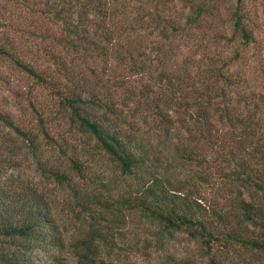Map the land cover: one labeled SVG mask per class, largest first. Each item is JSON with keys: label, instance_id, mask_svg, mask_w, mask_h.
<instances>
[{"label": "trees", "instance_id": "1", "mask_svg": "<svg viewBox=\"0 0 264 264\" xmlns=\"http://www.w3.org/2000/svg\"><path fill=\"white\" fill-rule=\"evenodd\" d=\"M221 2L0 0V57L32 79L31 86L13 91L25 97L23 108L33 114L32 119L19 117L0 105V264H59L52 252L63 239L48 195L14 173L31 159L41 172L73 187L70 175L54 169L46 156L58 142L54 124L58 135L72 133L82 150L105 154L136 180L133 193L120 194L122 204L164 231L186 232L211 252L214 262L239 245L264 252L263 151L261 167L239 154L242 143L224 151L230 154L225 160L234 162L229 176L241 180L242 187L253 186L258 198L246 199L236 188L233 197L203 200L197 184L178 186L161 171L163 144L173 154L207 163L205 154L185 141L202 137L213 148L219 106L233 126L253 120L257 110L247 77L233 67L238 46L231 55H206L202 61L206 38L198 41L196 35L212 31L217 21L230 23L231 35L217 32L228 42L237 39L245 46L256 39L258 23L245 1L233 0L224 9ZM184 48L189 53L179 57ZM3 74L0 79L9 84ZM33 84L46 90L45 99L32 91ZM118 88L126 91L125 99L115 96ZM233 93L241 108L243 101L256 108L248 107L247 114L238 106L229 108ZM154 134L158 146L151 142ZM62 140L63 145L71 142ZM69 160L84 177L82 160ZM81 255L85 264H93L87 252Z\"/></svg>", "mask_w": 264, "mask_h": 264}, {"label": "rangeland", "instance_id": "2", "mask_svg": "<svg viewBox=\"0 0 264 264\" xmlns=\"http://www.w3.org/2000/svg\"><path fill=\"white\" fill-rule=\"evenodd\" d=\"M231 1L233 0H222L220 8L224 9L225 4ZM244 1L258 23L256 39L253 42L240 46L237 39L228 42L227 38L219 37L217 35L219 30L231 35L229 22L223 24L217 21L212 31L208 28L196 36L198 41L203 40L202 36L206 38V48L200 53L202 61H206V55L213 54L217 59L231 55L238 46L240 57L233 67L239 74L247 77L250 90L256 94L258 107L253 120H244L243 123L239 125L236 123L233 126L219 106L213 116V123L217 128L213 148L207 146L202 137H199L197 142L185 141L189 146L194 145L201 155L205 154L207 163L173 154V150H169L168 145L163 144L165 149L160 159L161 171L178 186L184 185L187 181L197 184L203 200L211 201L220 196L233 197L236 188L244 190L243 195L246 199L260 196V192L253 186L242 187L241 180H233L229 176L232 174L234 162L226 161L225 157L230 154L228 151L224 153L227 147L237 150L242 143L239 154L247 156L251 164L262 166L259 153L264 152V0ZM185 53L189 52L184 48L179 57ZM0 71L4 73L5 79L10 81L8 84L0 79V105L15 112L19 117L32 119L33 114L23 108L27 103L25 97L13 91L15 88L20 90L31 86L32 79L2 57ZM114 78L117 79V73ZM31 88L39 99H45L46 90L35 84ZM125 93L123 88H118L115 96L118 99L119 97L125 99ZM229 98L231 104L228 107L234 109L238 106V112L247 114L248 107L256 108L253 102L245 101L241 108V102H237L239 97L234 93ZM56 127L54 124V136L58 142L53 148L46 150V154H52L46 156L48 162L54 164V169L70 175L73 187L41 172L31 159L23 160L19 167L14 168V173H18L20 178L33 185L35 183L37 188L48 195L63 239L62 245L53 250V255L51 254L52 257L54 255L58 257L59 264H85L86 259L81 255L82 252L90 255L94 260L93 264H261L264 252L240 245L236 250L223 251L214 262L210 258L211 252L198 240L189 237L186 232L164 231L160 225L143 217L138 209L122 204L120 194L133 193L135 191L133 184L136 180L118 170L105 154H90L82 150L72 133L64 132L65 136L58 135ZM181 131L186 135V132ZM62 137L71 142L63 145ZM156 139L157 135H152L151 142L154 146H158ZM185 139L186 136L182 140ZM248 153L257 155L252 157ZM69 156H77L82 160L84 177H80L71 167ZM186 189L188 188L185 187L184 190ZM222 257H225L224 260ZM45 258L50 259L47 256Z\"/></svg>", "mask_w": 264, "mask_h": 264}]
</instances>
